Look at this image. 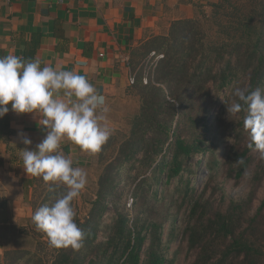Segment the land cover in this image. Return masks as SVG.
Instances as JSON below:
<instances>
[{
	"label": "trees",
	"instance_id": "16d2710c",
	"mask_svg": "<svg viewBox=\"0 0 264 264\" xmlns=\"http://www.w3.org/2000/svg\"><path fill=\"white\" fill-rule=\"evenodd\" d=\"M222 1L215 6L226 7V4L232 11L226 26L220 23L234 32L230 34L231 41L207 46L205 33L196 28L197 20L194 18L175 21L168 35L155 38L160 42L158 49L166 53L155 69L157 81L152 80L145 85L141 84L142 81L137 82L142 108L136 118V138L125 155L128 161L134 160L147 142L153 151H145L144 158L139 159V166L134 164L126 171L125 163L129 162L125 159L119 160L116 165L110 163L105 174L100 176L98 196L89 215L82 220L75 211V222L85 233L83 246L79 250L53 248V254L57 255L48 260V264H172L165 245L174 241L176 228L166 231L165 240L163 234L170 211L159 207V188L167 187L173 178L182 176L186 169L185 161L202 150L205 152L208 148L206 139H213L220 133L222 138L226 132L235 133V143L228 149L225 160L229 173L236 170L235 175L240 178L249 167L251 149L237 146L246 136V112L242 110L231 118L225 115V107L226 103L230 104L235 99L233 94L237 84L242 85L239 88L247 87L249 90L264 89V0ZM235 36L236 39L233 38ZM244 75L248 78L245 79ZM155 81L168 87V95L173 100L167 98L166 89ZM208 85L216 88L213 98L204 96V90L210 89L206 88ZM231 85L235 86L234 91L224 100L225 107L218 114L216 123L208 124V104L215 106L214 102L221 99L220 93ZM195 105L204 112L200 116H187L190 136H183L179 121L172 134L173 142L166 148L176 115ZM149 135L150 139L147 138ZM105 145L98 152L101 156ZM168 152L172 153L171 159L167 158ZM238 159L244 163H237ZM154 161L156 164L151 168ZM135 168L138 172L151 170V174L147 176L149 171L141 176L132 174ZM261 177L262 174L256 171V185ZM38 180L39 177L35 176L36 183ZM189 183L190 180H187V189ZM50 184L46 183L44 198L38 205L35 187L32 201L34 212L41 206H51L66 192L63 185L50 187ZM132 188L134 197L128 208L124 197ZM74 204L73 200V207ZM110 206L115 214L112 221L105 224L104 213ZM242 206L232 202L229 211L220 210L213 217H206L204 211H199L200 201L195 203L184 233L188 248L196 252L190 264H264L263 250L258 248L256 241L249 238L247 232H238L242 215L235 214ZM14 253L16 259L29 256L24 264H43L44 257L38 252L32 253L28 249Z\"/></svg>",
	"mask_w": 264,
	"mask_h": 264
},
{
	"label": "crops",
	"instance_id": "0c3cea01",
	"mask_svg": "<svg viewBox=\"0 0 264 264\" xmlns=\"http://www.w3.org/2000/svg\"><path fill=\"white\" fill-rule=\"evenodd\" d=\"M194 16L192 4L181 0H0V58H38L42 67L85 75L109 109L98 114L117 130L141 107L137 82L145 72L144 58L156 50L155 38L168 35L175 21ZM60 98L66 99L62 92ZM40 119L11 110L0 118V264H20L12 254L28 250L32 239L27 225L37 183L25 172L22 153L45 138ZM21 132L31 145L22 143ZM60 150L87 173V181L94 178L91 162L98 153L84 152L67 139Z\"/></svg>",
	"mask_w": 264,
	"mask_h": 264
},
{
	"label": "rangeland",
	"instance_id": "374dc122",
	"mask_svg": "<svg viewBox=\"0 0 264 264\" xmlns=\"http://www.w3.org/2000/svg\"><path fill=\"white\" fill-rule=\"evenodd\" d=\"M189 1L195 8V16L192 17L197 20L196 28L205 33L204 41L208 46L212 43L217 45H222V42L231 41L232 37L230 34L234 32L230 31L224 26L227 24L228 20L231 18L229 14L232 11L227 7L215 6L216 3L220 4L222 0H181ZM214 4V5H213ZM233 20V19H232ZM220 23H223L221 26ZM239 38V35H237ZM233 37L234 39L237 38ZM228 39V40H227ZM160 44L159 40L154 41L151 46H156L155 54L152 52L148 54L144 59L154 61L157 63L156 68L159 66L162 59L165 56V50L158 49ZM163 54V57L159 58L157 55ZM227 57V54H225ZM159 58V59H158ZM155 68V69H156ZM156 70L151 74L149 82L155 79ZM244 78H248L244 75ZM141 84L145 85L143 80ZM157 81V80H156ZM155 81V82H156ZM248 81V80H247ZM146 83V84H149ZM165 88V94L168 96L169 100H173L171 96L168 95V87L164 83H157ZM237 84V83H236ZM234 85V84H233ZM231 85L220 93V98L214 104L209 103L207 108L210 110L207 123H216L218 114L221 113V109L224 108V100L233 93L235 86ZM248 82L246 83V86ZM140 86V85H139ZM210 89L204 90V96L210 98L215 97L216 88L215 86L208 85ZM242 85L237 84L236 88ZM137 93L141 96L140 90L137 88ZM208 92V93H207ZM142 99V96H141ZM232 102V101H231ZM230 102V103H231ZM224 106V107H223ZM141 107L133 115H128L124 122L119 125V129L114 130L113 134L110 136L109 140L106 142L105 151L101 154H97L95 159L91 162L92 168H94V178L91 181H87L86 190L81 191L80 195L74 199L75 211L82 220L89 215L94 200L98 196V191L100 188L99 180L100 176H103L107 171L110 163L116 165L119 160L125 159L128 161L125 154L129 153V145L136 138L135 131L138 130L137 127V116L141 113ZM181 107L179 106L178 109ZM227 113V108L225 107ZM183 110V109H182ZM204 111L200 110L196 105L194 107L186 108L183 113H178L175 117V122L172 127L169 139L166 143V148L173 142V131L176 130V124L178 125L180 121V127L182 128L183 136L189 137V129L187 128V116L188 115H198L200 116ZM221 133L217 134L213 139H206L205 145L208 146L207 150H203L185 161L186 169L182 176L178 175L173 178L170 184L163 188H159L158 199L159 207L165 208L170 211L169 221L165 225L164 237L166 240V231L175 227V239L173 242H167L165 247H167V256L170 260H173L172 264H190L196 257V252L190 250L187 245V239L184 237L185 228L190 219V214L192 208L197 201H200L199 211H204L206 217H213L218 211H229L232 202H238L242 207H239L237 216L242 215L240 227L238 232H247V236L256 241L258 248L263 250L262 263H264V158L261 157L258 151L251 149V162L249 167L244 171L240 178L236 177V170L233 173H229L228 166L225 163L227 151L235 143V133L226 132L222 138ZM150 139V135L147 137ZM250 143L249 132H246L245 139L242 142L237 143L238 147L248 146ZM151 147L143 145L142 149L137 153L134 160L125 163V171L128 167L139 166V159L144 158L143 154L145 151L152 152ZM161 156L159 155L158 158ZM168 159L172 158V153L168 152ZM138 159V160H137ZM137 160V161H136ZM131 164V165H130ZM156 164L153 162L151 168ZM189 169V170H188ZM149 171V170H145ZM145 171L138 172L135 168L132 174H140L141 176ZM256 171L262 174L261 180L255 184V173ZM151 174V170L147 172V176ZM166 180V178H165ZM187 180H190L187 189ZM50 183V182H47ZM46 182L39 177L37 182L36 190V204L38 205L40 201L44 198ZM84 191V192H83ZM133 188L124 197L127 207L130 208L133 200ZM114 210L112 206L104 213L105 224L112 221L114 216ZM132 218V215H131ZM27 228L30 235L31 241L29 244V250L32 253L38 252L44 257L43 264H48V260H52L56 256L54 255V247H50L48 238L43 234V232L37 230L36 226L33 225V220H29ZM102 234V231L100 232ZM219 246V245H218ZM146 248V244L144 249ZM19 255V254H18ZM13 257H15L12 254ZM29 258L26 256L22 258L20 264H24L25 260ZM16 260V257H15ZM18 260V259H17Z\"/></svg>",
	"mask_w": 264,
	"mask_h": 264
},
{
	"label": "clouds",
	"instance_id": "9594fccd",
	"mask_svg": "<svg viewBox=\"0 0 264 264\" xmlns=\"http://www.w3.org/2000/svg\"><path fill=\"white\" fill-rule=\"evenodd\" d=\"M40 59L28 61L15 55L0 58V118L9 111L17 114L34 113L41 116L39 125L47 129L45 138L35 150L22 153L23 168L29 175L51 182L50 187L63 185L66 192L51 205L38 208L32 220L37 230L45 233L50 247L79 250L85 239L84 231L75 222L72 202L87 184V173L74 167L73 160L60 150L65 139L82 151L96 154L113 134L108 126L105 99L99 95L85 75L74 71L41 66ZM66 99H61L60 94ZM235 99L227 105L232 118L246 112L244 128L249 132L248 147L264 158V89L236 88ZM11 104V108H9ZM21 141L31 145L23 132ZM237 163L243 164L242 159Z\"/></svg>",
	"mask_w": 264,
	"mask_h": 264
},
{
	"label": "built area",
	"instance_id": "2783aa9c",
	"mask_svg": "<svg viewBox=\"0 0 264 264\" xmlns=\"http://www.w3.org/2000/svg\"><path fill=\"white\" fill-rule=\"evenodd\" d=\"M152 54L154 55L155 54V51H153ZM157 56L159 58H161V57H163V54H159ZM144 63L146 64V68L144 69L145 72L142 75V80H143L144 83H148L149 82V79L151 77L152 72L155 70V68L157 66V63L154 62V61H150V60H145ZM131 82L132 83H135L136 82V78L134 76L131 78Z\"/></svg>",
	"mask_w": 264,
	"mask_h": 264
}]
</instances>
